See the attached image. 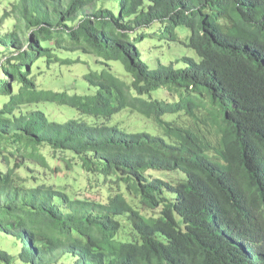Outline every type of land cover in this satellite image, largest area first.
Masks as SVG:
<instances>
[{"label":"trees","instance_id":"trees-1","mask_svg":"<svg viewBox=\"0 0 264 264\" xmlns=\"http://www.w3.org/2000/svg\"><path fill=\"white\" fill-rule=\"evenodd\" d=\"M8 17L0 264H264V0H16ZM152 24L183 26L195 57L151 67ZM64 51L104 64L93 93L38 86L40 58L80 61Z\"/></svg>","mask_w":264,"mask_h":264},{"label":"rangeland","instance_id":"rangeland-1","mask_svg":"<svg viewBox=\"0 0 264 264\" xmlns=\"http://www.w3.org/2000/svg\"><path fill=\"white\" fill-rule=\"evenodd\" d=\"M16 0H0V18L6 10L11 9V5ZM14 25V19L8 17L0 23V33L3 34L8 30H12ZM156 24H152L151 28L146 29L147 36L139 44V48L142 53V59L147 62L151 67H155L160 61L163 64L174 63V60L182 58L183 56L195 57L192 49L186 47L187 30L183 26H178L176 31L178 33L177 40H167L163 35L157 33L155 29ZM2 50V49H0ZM1 55V52H0ZM60 57L79 59L77 63L71 65H65L60 63L51 64L47 68L44 64L45 59L40 58L36 65L41 67V74L37 76V84L42 89L52 91H66L69 94H89L94 92L92 88L83 78L84 74L89 70L99 69L103 63H100L92 54L84 53L81 51L74 52H60ZM110 67V71L113 75L119 77L124 82L131 80L130 75L124 70L123 65L118 60H109L106 62ZM177 67L183 66V62L174 63ZM42 109L50 120L62 122L71 118L72 116L79 117L73 108L64 105H58L51 102L40 103L38 105ZM70 110V111H69ZM127 113V112H126ZM122 128L126 129L127 125L123 124ZM1 170H5L6 166L1 165ZM60 171L64 175H68L65 169L60 167ZM81 173L80 170H77ZM22 176H26L24 173H20ZM28 182L29 179H27ZM88 182L84 183L87 186Z\"/></svg>","mask_w":264,"mask_h":264},{"label":"bare ground","instance_id":"bare-ground-1","mask_svg":"<svg viewBox=\"0 0 264 264\" xmlns=\"http://www.w3.org/2000/svg\"><path fill=\"white\" fill-rule=\"evenodd\" d=\"M38 218V217H37Z\"/></svg>","mask_w":264,"mask_h":264}]
</instances>
